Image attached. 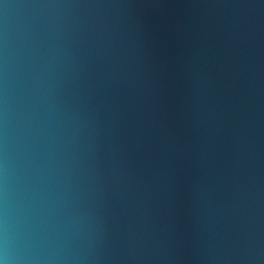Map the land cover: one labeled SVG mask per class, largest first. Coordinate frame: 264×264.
<instances>
[{"label": "water", "instance_id": "95a60500", "mask_svg": "<svg viewBox=\"0 0 264 264\" xmlns=\"http://www.w3.org/2000/svg\"><path fill=\"white\" fill-rule=\"evenodd\" d=\"M0 264H264V0H0Z\"/></svg>", "mask_w": 264, "mask_h": 264}]
</instances>
